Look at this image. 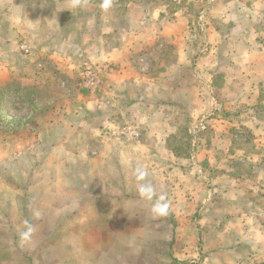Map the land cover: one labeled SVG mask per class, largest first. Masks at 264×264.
Masks as SVG:
<instances>
[{"label": "crops", "instance_id": "1", "mask_svg": "<svg viewBox=\"0 0 264 264\" xmlns=\"http://www.w3.org/2000/svg\"><path fill=\"white\" fill-rule=\"evenodd\" d=\"M140 22L143 24L118 33L117 27L103 32V39L115 43L97 52L94 60L107 61L112 68L104 75L96 98L82 102L86 122L78 133L80 144H57L54 137L55 144L43 147L47 153L68 152L61 161L65 166L61 175L56 170L59 176L49 170L50 175L31 181L27 198L32 210L23 211L20 224H10L18 250L3 264H216L218 258L228 257L235 264H264V144L242 147L245 155L235 163L242 169L235 184L241 186H235L234 192L226 188L225 181L232 177V155L216 158L210 139L207 144L199 143L205 132L200 129L203 132L196 134L201 118L197 106L200 83H207L211 92L216 87L213 49L196 57L195 47L189 48L184 35H176L181 48L175 50L176 59L169 64L174 49L166 42L167 34L153 36L149 31L146 39L159 40L158 52L163 57L152 59L155 52L147 44L134 42L144 33L139 28L146 26L145 17ZM215 27L210 31H217ZM261 28L236 53H227V58L232 54V62L224 70L225 87L242 93L235 100L238 108L244 105L237 120L248 130L247 135L252 132L249 144L264 136ZM153 63L160 67L156 69ZM229 72L238 74L233 77ZM233 78L240 83H232ZM194 86L196 95L192 93L185 101L181 88ZM170 121L177 123L175 128L169 126ZM183 121L191 124L187 134L194 137L191 150L195 154L190 156L188 168L178 156L184 149L169 142L171 135L180 134ZM221 121L226 125L223 131L208 128L212 140L228 135L231 120L222 117ZM124 124L136 127L139 137L113 135L112 128L110 133L105 128ZM74 130L76 125L70 134ZM222 148L233 150L231 145ZM200 151L206 152L204 157ZM42 163L39 169L52 164ZM57 163H53L56 169L60 161ZM215 168H221V177ZM157 203L167 205L166 212H154ZM19 237L21 243L23 238H32L25 255Z\"/></svg>", "mask_w": 264, "mask_h": 264}, {"label": "rangeland", "instance_id": "2", "mask_svg": "<svg viewBox=\"0 0 264 264\" xmlns=\"http://www.w3.org/2000/svg\"><path fill=\"white\" fill-rule=\"evenodd\" d=\"M144 17L146 26L139 28L144 31L139 36L145 38H135L134 42L147 44L155 52L152 59L163 57L158 52L159 40L151 42L146 39L149 31L153 36L167 34L166 42L174 49L168 56V62L176 59L175 50L181 48L176 43V35H184L189 48L195 47L199 53L196 57L213 49L216 87L211 92L207 83H200V103L197 106L200 123L204 125L199 123L196 134L205 132L201 133L199 143L207 144L210 139L216 147L213 151L216 158L232 155V177L230 182L225 181V187L233 188L234 192L235 186H241L235 184V178L242 173L235 163L245 155L242 147L264 144V136L261 140L247 143L252 132L247 135L248 130L237 120L241 115L237 112L244 105L238 108L239 104L235 103L242 93L234 87H225L224 70L227 63L232 62V54L227 58V53H236L245 46L249 36L261 32V26L264 27L261 24L264 21V0H0V264L5 259H13L18 248L9 228L12 227L10 224H20L23 211L26 213L31 206L27 198L33 187L31 181L38 176L43 179L50 175L49 170L54 175L57 170L61 175L65 166L61 161L67 159L68 152L56 150L47 153L43 147L53 144L54 137L57 144H80L78 133L86 122L82 102L96 98L104 75L107 76L112 68L107 61L94 60L97 52L115 43L103 39V32L115 27L117 33L125 27H138L143 24L138 22ZM212 26H216L217 31H210ZM152 65H156V69L160 67V63ZM89 70L98 75L100 82L96 87L86 85L84 76ZM237 74L228 73L233 77ZM233 79L232 83H240L239 78L238 81ZM181 91L186 101L192 93L196 95L197 87H184ZM212 97H216L217 103ZM214 107H217V113L211 111ZM185 108L188 109L189 105ZM184 113H189V110ZM212 115L215 119L211 120ZM222 117L231 120L232 125L228 124L226 128L228 135H218L212 140L209 129L220 132L226 126L221 121ZM72 125H76L77 130L70 134ZM176 125L175 121L169 123L172 128ZM120 127L105 128L110 133L111 128L118 130ZM191 127L189 122L183 121L182 126L179 124L180 134L169 137L170 143L184 149L178 156L183 159L185 168L189 167L190 156L195 154L191 150L194 137L187 134ZM224 145H231L233 150L224 151ZM205 153L200 151L199 155L204 157ZM48 161L52 164H47L48 168L43 167L41 171L39 166ZM57 161L60 163L56 169L53 163L58 165ZM215 169L216 175H223L221 168ZM220 182L223 183L222 180ZM4 210H7L6 216ZM24 224L26 221L23 219ZM19 240L21 243L20 237ZM31 240V237L22 239L24 255L31 247ZM218 260L216 264H235L231 257ZM174 263L178 264H171Z\"/></svg>", "mask_w": 264, "mask_h": 264}, {"label": "built area", "instance_id": "3", "mask_svg": "<svg viewBox=\"0 0 264 264\" xmlns=\"http://www.w3.org/2000/svg\"><path fill=\"white\" fill-rule=\"evenodd\" d=\"M84 78L86 85L89 87H96L99 84L98 82H100L97 73L92 70L87 71ZM111 133L113 135H117L121 137H129V138H138L140 135L139 130L136 127L129 124L120 127V129L118 130H112Z\"/></svg>", "mask_w": 264, "mask_h": 264}, {"label": "clouds", "instance_id": "4", "mask_svg": "<svg viewBox=\"0 0 264 264\" xmlns=\"http://www.w3.org/2000/svg\"><path fill=\"white\" fill-rule=\"evenodd\" d=\"M167 210V205H163L160 203H157V205L153 208V211L156 212L157 214H162L166 212Z\"/></svg>", "mask_w": 264, "mask_h": 264}]
</instances>
